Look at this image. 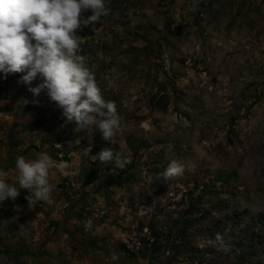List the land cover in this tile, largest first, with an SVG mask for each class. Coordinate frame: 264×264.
Wrapping results in <instances>:
<instances>
[{
    "label": "rangeland",
    "instance_id": "obj_1",
    "mask_svg": "<svg viewBox=\"0 0 264 264\" xmlns=\"http://www.w3.org/2000/svg\"><path fill=\"white\" fill-rule=\"evenodd\" d=\"M192 3L110 0L108 16L77 31L78 55L115 102L117 143L77 131L23 73L0 72V170L20 192L2 202L14 225L0 252L14 264L52 254L54 241L67 242L63 264H264V0ZM103 148L131 162L112 171ZM42 153L55 188L30 209L16 158ZM173 160L185 171L167 183ZM95 208L98 235L85 231Z\"/></svg>",
    "mask_w": 264,
    "mask_h": 264
},
{
    "label": "clouds",
    "instance_id": "obj_2",
    "mask_svg": "<svg viewBox=\"0 0 264 264\" xmlns=\"http://www.w3.org/2000/svg\"><path fill=\"white\" fill-rule=\"evenodd\" d=\"M200 2L193 0L192 10ZM89 10L92 14L85 18L83 13ZM110 13V0H0V72L4 78L23 73L18 82L29 85L34 97L46 90L49 99L63 110L66 122L76 123L77 131L94 127L103 139L117 143L120 121L115 102L104 99L84 57L78 55L80 36L76 34L82 26L95 25ZM38 76L42 82L32 87ZM32 103L39 105L40 101ZM96 157L102 165L112 164V171L125 169L131 162L111 148H103ZM15 166L19 188L30 193L25 197L30 209L51 198L55 185L50 182V170L57 165L48 154L34 160L20 155ZM184 171V165L173 160L160 178L170 183ZM19 195L18 187L10 185L7 173L0 170V203L15 201ZM85 231L101 234L99 227L93 230L91 220L85 223ZM112 259L118 257L113 254Z\"/></svg>",
    "mask_w": 264,
    "mask_h": 264
},
{
    "label": "crops",
    "instance_id": "obj_3",
    "mask_svg": "<svg viewBox=\"0 0 264 264\" xmlns=\"http://www.w3.org/2000/svg\"><path fill=\"white\" fill-rule=\"evenodd\" d=\"M2 207V208H1ZM3 209L6 210L5 212H3ZM7 210H10L12 211L11 209H7L4 207V204L0 203V211H2V215L0 217V237H3V231H10L11 230V225H14L13 224H10L12 223L11 220H13L12 217H10L7 213ZM16 215H19L18 213H16ZM34 216L37 217L38 220H41L39 217H43V214L40 213V214H35ZM11 219V220H9ZM33 220H35V218H33ZM10 224V225H9ZM46 223H44L45 225ZM52 232V231H51ZM63 235H66L63 233ZM54 238V237H53ZM6 238L4 239H0L1 240H5ZM41 239H45L43 238V236H41ZM61 242L60 244L59 243H56L55 241L52 242L50 245L51 249L55 248L56 251L55 252H59V255H54L55 252H53L52 254H50V249H46L43 248L42 251L40 252H36L38 255L37 257H24L23 259H20L18 261V263H22V264H25V261H27L29 264H63L61 262H59L58 259L62 258L63 257V254H62V250H66V246L64 244H67V242L63 243ZM11 257H5V252H0V264H14V260L13 259H10ZM25 259H28V260H25ZM15 261L17 262V260L15 259Z\"/></svg>",
    "mask_w": 264,
    "mask_h": 264
},
{
    "label": "built area",
    "instance_id": "obj_4",
    "mask_svg": "<svg viewBox=\"0 0 264 264\" xmlns=\"http://www.w3.org/2000/svg\"><path fill=\"white\" fill-rule=\"evenodd\" d=\"M64 184H65V186H68V185L74 186L72 182H70V184H69V182L65 181ZM103 214H104V211L102 209L95 208L94 210H92V212L90 213V215L87 216V221L91 220V222H92V220L94 218L95 219L96 218H101ZM0 215H2V212L1 211H0ZM84 215L86 216V213H84Z\"/></svg>",
    "mask_w": 264,
    "mask_h": 264
},
{
    "label": "trees",
    "instance_id": "obj_5",
    "mask_svg": "<svg viewBox=\"0 0 264 264\" xmlns=\"http://www.w3.org/2000/svg\"><path fill=\"white\" fill-rule=\"evenodd\" d=\"M7 84H8V82L6 81V82H3V84H2V86L4 87V86H7ZM157 237H158V234L156 233V232H153L152 233V243H153V241H156L157 240Z\"/></svg>",
    "mask_w": 264,
    "mask_h": 264
}]
</instances>
